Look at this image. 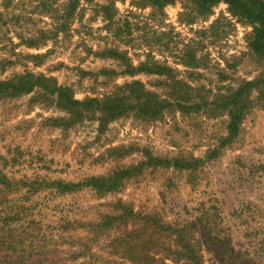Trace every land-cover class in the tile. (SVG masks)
<instances>
[{"label": "rangeland", "instance_id": "obj_1", "mask_svg": "<svg viewBox=\"0 0 264 264\" xmlns=\"http://www.w3.org/2000/svg\"><path fill=\"white\" fill-rule=\"evenodd\" d=\"M255 36L224 0H0V264H264Z\"/></svg>", "mask_w": 264, "mask_h": 264}, {"label": "trees", "instance_id": "obj_2", "mask_svg": "<svg viewBox=\"0 0 264 264\" xmlns=\"http://www.w3.org/2000/svg\"><path fill=\"white\" fill-rule=\"evenodd\" d=\"M151 2L153 5H157L159 7H163L167 3H171L174 0H147ZM197 5L200 7L201 10H209L213 5L217 4L222 0H194ZM230 4V11L233 15H238L242 18L247 19L249 22L253 23L255 26L256 36L253 41L254 48L258 50L262 44H264V0H224ZM70 8H73V4ZM70 11H72L70 9ZM158 73H161L159 71ZM45 87V85H43ZM30 89V88H29ZM48 90V87H45ZM59 92V97L62 99V104L66 105L67 107H74L79 104H83V102L72 100L69 96L63 92L58 91V89L51 90V93ZM121 107L119 105H104L102 110L104 113H110L109 116L113 118L117 117L120 113H115V109Z\"/></svg>", "mask_w": 264, "mask_h": 264}]
</instances>
